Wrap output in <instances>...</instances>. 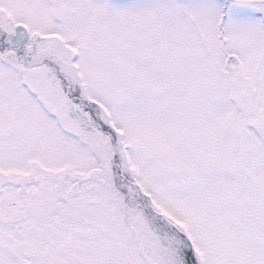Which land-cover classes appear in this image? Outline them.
Instances as JSON below:
<instances>
[{"label":"snow or ice","instance_id":"obj_1","mask_svg":"<svg viewBox=\"0 0 264 264\" xmlns=\"http://www.w3.org/2000/svg\"><path fill=\"white\" fill-rule=\"evenodd\" d=\"M0 264H264V0H0Z\"/></svg>","mask_w":264,"mask_h":264}]
</instances>
